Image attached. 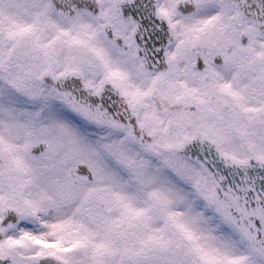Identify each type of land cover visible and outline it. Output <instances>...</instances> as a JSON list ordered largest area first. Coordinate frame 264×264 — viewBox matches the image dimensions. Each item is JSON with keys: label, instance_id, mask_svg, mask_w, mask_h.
<instances>
[{"label": "snow or ice", "instance_id": "snow-or-ice-1", "mask_svg": "<svg viewBox=\"0 0 264 264\" xmlns=\"http://www.w3.org/2000/svg\"><path fill=\"white\" fill-rule=\"evenodd\" d=\"M0 264H264V0H0Z\"/></svg>", "mask_w": 264, "mask_h": 264}]
</instances>
